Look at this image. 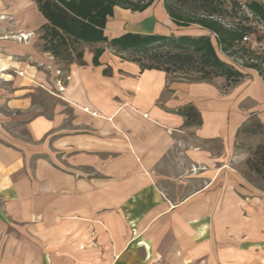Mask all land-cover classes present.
<instances>
[{
  "label": "crops",
  "instance_id": "0c3cea01",
  "mask_svg": "<svg viewBox=\"0 0 264 264\" xmlns=\"http://www.w3.org/2000/svg\"><path fill=\"white\" fill-rule=\"evenodd\" d=\"M103 33L210 36L173 23L160 0L116 8ZM19 46L0 60V109L30 141L0 110V264H264V183L241 172L237 147L253 121L264 127L257 72L229 88L171 80L96 45V65L86 51L68 66L65 121L32 102L59 78L27 60L53 59Z\"/></svg>",
  "mask_w": 264,
  "mask_h": 264
},
{
  "label": "trees",
  "instance_id": "16d2710c",
  "mask_svg": "<svg viewBox=\"0 0 264 264\" xmlns=\"http://www.w3.org/2000/svg\"><path fill=\"white\" fill-rule=\"evenodd\" d=\"M33 1L46 22L44 30L49 36L46 52L55 59L60 58L62 52L70 51L71 44L83 43L88 46L106 44L121 58L136 63L141 71H161L169 76L176 73L184 74L188 78L185 77L183 80L191 83H211L218 78H223L226 83L224 88H229L246 77V74L236 68L233 63L223 61L218 56L216 48L220 52H228L233 47L228 40L238 41L240 49L234 54H238L240 58H247L251 54L250 49L241 45V41L251 33V28L239 25L234 31L228 32L217 21L226 13L222 11V4L218 0H173L164 4L173 23L178 26L194 24L202 27L210 35L216 36V45L213 44L211 36L161 37L125 34L108 40L103 31L107 20L113 15L114 8L119 4L118 0ZM153 2L154 0H146L145 5L121 8L141 12ZM180 4L190 5L196 13L201 14V18L190 19L180 16L177 10ZM245 7L252 17L264 23V4L251 0L245 4ZM225 33L228 38L224 36ZM102 52L103 49L100 48L94 50L93 63L95 65ZM67 56L69 65L72 63L82 65L83 51H77L71 61V55ZM258 74L264 80L261 71H258ZM187 116H190L189 112ZM245 165L264 183V145H259L254 149Z\"/></svg>",
  "mask_w": 264,
  "mask_h": 264
},
{
  "label": "rangeland",
  "instance_id": "374dc122",
  "mask_svg": "<svg viewBox=\"0 0 264 264\" xmlns=\"http://www.w3.org/2000/svg\"><path fill=\"white\" fill-rule=\"evenodd\" d=\"M167 1L173 0H160L163 5L167 3ZM250 1L251 0H218V2L222 4V11H225L226 13H224V16L219 17L217 20L228 32L234 31L239 25L247 27L250 26L251 33L247 35L248 39L245 42L241 41V45L250 49V56L247 58H240L238 54H234L240 49V45L237 44L238 41L233 40H228L233 45L228 52H220L218 48H216V50L218 56L223 61L233 63L235 67L243 73L248 74L252 71L253 73L257 72L258 74V71H261L264 76V23L261 21L259 22L247 11L245 4ZM257 1L261 2V0ZM118 3V6L115 7L114 10L123 6L145 5L146 0H118ZM177 10L182 17L190 19L201 18V14L198 12L196 13L190 5L180 4L177 7ZM45 25L46 22L38 12L36 3L33 0H0V60L6 59L5 57L7 55L4 52L5 45H9L14 48L17 47L16 49H19V45H24L27 47L29 55H32L33 53L38 55L40 52L48 54L46 52V47L49 45V36L44 30ZM227 33H225L224 36L228 38ZM210 36L213 44L216 45V36L213 34ZM100 46L109 49L106 44H100ZM223 47L224 46H222V48ZM95 48L96 46H87L83 43L71 44L69 46L70 51L67 53L62 52V56L60 58L55 59L50 56L53 59V62L50 61V64L48 65H40L38 64V61L32 60L31 58L30 60H27L31 66H34L37 70L43 71L48 75V77H50V79L59 78L54 82L55 86H39L37 92L33 94V107L34 109L37 108L39 114H43L45 117L51 118L53 111L56 108H60L61 114L65 116L68 115L66 104L63 102V97L61 96V93L64 90L65 75L67 74L69 66V58L67 55H71V61L74 59L77 51H83V53L86 51L92 52ZM111 53L118 56L114 51ZM22 57L23 56L20 55L17 56V58ZM185 77L188 78V76H185L184 74L176 73L171 75L170 79L176 80L183 79ZM2 78H0V87L5 88L6 85L3 80H1ZM215 81L220 82L223 87L226 84L223 78H218ZM0 110L3 117L12 119L11 122L5 123V130H7L13 138L22 139L28 143L30 141L29 133L24 126L18 125L19 123L17 120H13L16 118L14 113L7 112L3 106ZM32 113L33 112H29L27 116L30 117V114ZM67 119L72 120L73 115H68V118H65V121H68ZM251 129L255 132L254 135H246V133H243L237 138V147L241 148V150H246L247 159L251 158L252 153L257 146L264 145V127H261L256 121H253ZM241 172L245 174L247 179L258 184L257 182L260 178L251 172L245 163L243 168H241Z\"/></svg>",
  "mask_w": 264,
  "mask_h": 264
},
{
  "label": "built area",
  "instance_id": "2783aa9c",
  "mask_svg": "<svg viewBox=\"0 0 264 264\" xmlns=\"http://www.w3.org/2000/svg\"><path fill=\"white\" fill-rule=\"evenodd\" d=\"M247 39H248V38L246 37V38L243 39V41L245 42Z\"/></svg>",
  "mask_w": 264,
  "mask_h": 264
},
{
  "label": "bare ground",
  "instance_id": "6f19581e",
  "mask_svg": "<svg viewBox=\"0 0 264 264\" xmlns=\"http://www.w3.org/2000/svg\"><path fill=\"white\" fill-rule=\"evenodd\" d=\"M23 38H25V37H23Z\"/></svg>",
  "mask_w": 264,
  "mask_h": 264
}]
</instances>
